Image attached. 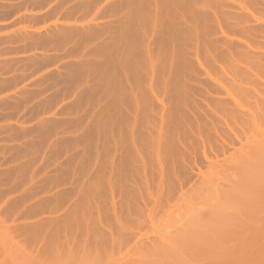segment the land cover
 <instances>
[{
	"label": "rangeland",
	"instance_id": "374dc122",
	"mask_svg": "<svg viewBox=\"0 0 264 264\" xmlns=\"http://www.w3.org/2000/svg\"><path fill=\"white\" fill-rule=\"evenodd\" d=\"M115 1L116 0H0V264H11V263L22 264L21 260L20 262H18L19 260L15 259V258L19 259L18 257L20 254H17L18 257H14L16 256L15 255L16 251L15 252L13 251L14 252L13 254L12 250L10 249V247H12V249L17 248L18 245L23 246V247L21 246L19 247L24 248L23 250H25L24 252H21V254H26V255L27 253L28 255L31 254V256H33V257L30 256L31 258H35L38 260L42 259L41 260L42 262L45 261L46 264H48L47 263L49 260L48 258H50V255L54 251V249L51 250V253L49 252L50 250H46L47 252H45L44 247L47 246L45 243L48 244L49 238L50 239L55 238V235L54 237L50 235H52V233L56 232L57 230L58 231L55 233L57 234L56 237H58V235L60 236L59 239L55 238L54 240L55 241L57 240L60 246H57V249H59V251L58 250L56 251V247H55V254L57 252L58 254H60V256L62 255L65 256V258L67 257L65 254H67V251L70 249L69 248L70 246L74 247V249L75 247L76 249L78 247V251L83 250L80 249L79 247L83 248L86 246L85 248H87V251L92 249V252L95 253V251L97 252V250L102 249L103 245H106L107 249L105 247L106 251H104L106 252V254L103 255L101 253L102 256L99 255L103 261L105 259H108L110 256H111L110 258L112 259L113 258L118 259L119 256L121 255L120 262L125 260L126 264H128L129 262L127 263V261L130 260H131L130 264H132V262L133 264L137 262L140 264L142 263L144 264V262L145 264H148L150 263V261L147 260L148 263L145 261L146 260L145 257L147 256L142 257L141 259H139V257H141L139 256L137 259V256H133L134 254L132 253V250L135 249L136 245L141 243V236L142 238H144L142 239L143 240L142 243H144L143 244L144 249L149 250V248H151L152 246L149 247L148 243L150 242L154 243V241L155 243L156 241L160 242L161 240L160 237L164 235V233L167 234V231L170 232L171 236H176L177 233L179 234L177 230L181 232L179 228L182 227L181 225H183V220L185 219L186 221L188 220L187 219L189 216L188 213L192 211L194 206L196 207V209L200 208L199 210H204L201 211L202 213H204L207 210L208 213L206 212V214L208 215L206 216H209L210 209L208 210V208L211 203L209 204L208 201L215 199V197L213 198V195L216 194L218 195L217 193L218 190L221 192L226 191L228 194L226 192H225L226 194L225 193L223 194V192L222 194L225 196L226 195L229 196V194H232L231 192H233L231 190V185L232 187L235 185L234 187L235 188L237 187L236 190L241 189L239 191H242V189H244V184H246L245 187L248 184H252L250 183L251 181H249L250 179L252 181H255L254 183L258 181L257 180L258 172L257 169L254 167H257L256 165L261 162H262L261 163L262 166L264 165V160L260 162V160H262L260 158V155L262 157L264 153L259 152V151L263 152L264 149L259 150L258 147L256 152H258V154L261 153L259 157H257L258 155L253 149L254 148L256 149L255 147L257 145L256 143L259 142L262 144V142H264V134H263L264 133V99H262L264 95L261 98L259 94L258 96L257 94L254 93L255 94L254 97L250 95V99H247L249 97L245 95L246 93L244 94L243 92L242 95L241 92L240 95L239 91L237 92L236 90L231 91L233 96L235 95L234 97H236V100L241 99L240 101L238 100V102L240 104L241 103L243 104L242 108L236 106L240 108L239 110L238 108L235 109L236 107L233 104L232 99H227L228 96L226 95L224 90L214 89L215 90L214 91L211 88L212 83L207 78L208 75L206 74L205 70L199 69L197 67V65L195 64L196 61L193 54L192 56L190 54H187L185 59L186 62L184 61L185 65L181 67L179 66V70L175 72V64H176L175 60L176 59L179 60L177 56L175 59L173 55L171 58L168 55H166L168 56V58L162 56L161 54L155 55L161 52H164L165 54V51H168L167 48L168 46L164 48V51H162L163 48L159 47L160 51L157 49L159 52L156 53L155 52L156 50H154L153 55L151 54L152 52L149 55V53L146 51L148 46L152 45V42H150L152 40L150 39L153 36L152 31L154 32L153 25H155V22L154 24L153 22H151L152 17H154L153 20L156 19L155 18L156 16H154L155 13L154 12L152 13L151 12L152 10L150 11V9L152 8L150 6L141 7L143 8L142 11L144 10L143 13H145L146 10V13L143 16L147 15V12L149 13L151 12V13L147 16V20L144 18L145 22L143 20V16L138 18V20L141 19L140 21L141 24L139 23L137 28L138 32L139 31L143 33L145 32V34L143 35L141 34L142 37H144V39H141V41L135 39L134 42L135 37L133 32L131 31H133V29L136 28L137 26H135L136 23L133 24L132 20L130 19L134 14V9H131L133 7L129 8L130 5L128 6L126 4L120 5L118 3L120 0L119 1L117 0L118 4L115 3ZM210 1L211 0H209V2ZM214 1L216 2V0ZM217 1L219 5L225 0L223 1L217 0ZM232 1H236V0H232ZM241 1L245 3L244 0H238L235 3L241 4L242 3ZM254 2H256L257 5L254 6L255 4L254 5L252 4L253 7L251 9L252 11L253 9H255L253 13L256 14V18L257 17L261 18V20L260 19L259 20L262 22V20H264V0H260V1L254 0ZM214 3H212L213 7L216 4ZM244 3L242 4L244 5ZM115 4L117 5L115 6ZM223 4L219 5L221 7L223 6V10L224 8L227 7L229 10L233 11L234 9L236 10L239 7L238 6L236 8L234 7L233 9H230L229 8L230 6L232 8L236 4L234 5L233 3H231L233 6L231 4H227L228 5L227 6L224 2ZM118 5L121 7H119ZM124 5H126L128 8L124 7ZM195 5L197 6L198 4ZM205 5L204 7L206 9L208 8L210 9L212 7L208 5H207L208 7H206ZM218 5L216 4V6ZM144 7L145 8L148 7V10L147 8L145 9ZM199 7H202L203 9V5H200ZM199 7L197 6L198 10L201 13L202 11L201 9H199ZM213 7L211 8V10L213 9ZM188 8H190L191 10L192 6ZM188 8L185 10L186 12L189 11ZM205 8L203 10H205ZM215 8L212 11H215V14H217L218 7ZM241 8L242 7H240V9ZM120 9L127 11V14L129 12L128 10L130 9H131L130 11L133 10L132 14L131 12H129L130 14H128L129 16L131 15L130 18H128L127 14L125 13L129 21L126 20L127 18L125 19L124 13L122 12L123 10L118 11ZM183 9H185V7H183ZM220 9L222 8H219V10ZM228 9H226L227 13H224V15L232 12V11L228 12L229 11ZM238 9L236 10V12L238 11ZM240 9L238 12L243 13L244 10H240ZM139 11L137 9L138 13L136 11L135 13L140 14L142 12ZM212 11L203 12V14H205L203 16L209 15V12L214 15V12ZM224 11L220 10V13L222 12L220 15H222ZM118 13L121 16L123 15L124 18L118 15ZM196 13L197 12H195L193 19L194 18L196 19L195 17ZM212 14H210L212 17L207 16L212 18V20L207 17L205 18L210 20L209 23L212 22L215 26H217L215 21L216 19H214L213 21ZM217 15L219 16V14ZM118 16L119 18L121 17V19H123L122 22L123 23L125 22L124 24L126 26L122 24V22H120L122 25L118 23V21H121V19L118 20ZM133 16H135V14ZM139 16L136 15V18L135 17L134 18L137 19V17ZM187 17L188 16L186 15L185 18L188 19ZM224 17L227 16L225 15ZM174 19L172 20L173 22L177 20L179 21L177 17H175ZM197 19L199 20L198 15H197ZM197 19L196 21H198ZM204 21L206 20H203V22ZM252 21L255 20L252 19ZM252 21L250 20L249 23ZM257 21L254 22V24L255 23L258 24ZM207 22L208 20L206 21V23ZM146 23L149 25H146ZM209 23L206 25L210 28ZM127 24L129 25L127 26ZM131 24L134 25V28L133 25ZM117 25H119L121 28L122 27L124 28L121 29ZM214 25L212 27H214ZM259 25L258 27L264 28V22L260 23ZM118 27L121 30L117 29ZM221 27L220 29L222 30L223 33H221L219 28L214 27V29L216 28L219 31L216 29L211 30V32L209 33L210 36L213 38L215 36L221 37L222 35V37L226 38V40H228L229 37L231 39H234L235 37L238 39L241 36L242 39L243 38L245 39V37H243L241 33L235 35V37H234L235 33L233 32H230L231 35L229 34V32H225L224 34V31L227 30V28H225V26L223 25H221ZM64 28L67 30H65ZM154 29H156V27H154ZM119 31L120 33H122V35L119 34L117 36V33H119ZM260 31L261 32L263 31L261 33L262 37H259L261 35L259 33ZM212 32H214V34H211ZM259 32H257L256 34H260L258 35L257 38L260 40V42L263 43L262 46L263 48L260 47L261 50L264 49V29L263 30L260 29ZM125 33L128 35H126ZM186 33L184 34L182 33V35L180 33V35L181 36L184 35V37L188 39L191 32L190 33L186 32ZM62 34L65 35L63 36ZM145 35L149 37H146ZM232 35L234 38L231 37ZM225 36H228V38ZM120 38L122 39L121 41ZM131 39L133 41H131ZM115 40L117 41L119 40V41L115 42ZM123 40H125V42H123ZM145 40L146 42H144ZM255 40L257 39L255 38ZM259 40L256 42L257 46L262 45V43L258 45ZM130 41L131 44L134 43L133 45L134 47L130 45ZM136 41L140 46L137 45ZM117 43H119L118 47H117ZM163 44H161L160 46L165 47L166 43ZM224 46L225 45H223V47ZM128 47H130V49ZM143 48H145L146 50ZM124 49L126 50L124 51ZM134 49L136 50V52L134 51ZM141 50L142 51L145 50L144 52L146 53L143 52V54H141L142 53ZM224 50H226V47H224ZM137 51L138 52L141 51V52L137 53ZM122 52L124 53V55ZM135 53L137 54V56ZM169 54L171 53L169 52ZM188 55H190L192 59L187 58ZM153 63L154 64L156 63V65L153 66L154 68H152L151 66ZM214 69L215 70L211 68L208 71L213 76L216 77L219 76L220 69H218V66L216 65ZM176 84L177 86H175ZM179 84L184 85V88L182 85L180 88L183 89V91L185 90V87L186 88L188 87L187 94L192 93L194 95V100L197 104V107H192L193 102L189 100V98L191 99L192 96L191 94L190 97L188 96L189 94L187 95L188 99L185 98L186 96L179 95L178 92L179 89L177 90ZM204 88L211 91L209 92L211 95H215L217 97L220 96L224 100H227L226 103L228 105L225 104L227 108H231L233 106L235 107L234 108L235 110L241 111L240 113L236 112L238 115H236V117L234 116L233 117L234 119L230 117L229 118L226 117V122L228 121L230 126L234 125L233 128L235 126L237 127L235 128V130L238 131L239 133L238 135H240L242 143L248 140V139L245 140V138L247 137L248 138L251 137L250 139L253 138L256 141V143H254L253 146L251 145L253 143L251 142H250L251 144L249 143L252 146L251 149H250L251 147L250 145L249 147L248 145H244V144L242 148L241 142L239 143L238 140L234 139L235 142L233 143L232 146H229L224 153L221 152L218 153L217 161L219 162V165L223 167L221 168L222 169L221 170L219 169L220 166L218 165L219 167L218 166L217 167L219 170H221V172L216 169L218 173L215 172L213 173V175L211 173L214 172L212 171V169L214 168L210 169V167L207 166L208 162L205 160V158L202 155V146L201 145L196 146L195 150L194 148L193 149L191 148L192 154L191 153H190L191 155L187 154V156L191 157L193 156V154L196 156L198 155L197 165L200 168V170L203 171L202 172L203 174L202 173L198 174V168L196 166H193V174L191 180L184 182L185 184L183 183L184 185L180 186L181 188L177 186V188L173 192V195H171L172 197H170V199L168 197L167 202L166 199L162 198V203L156 209L152 217V220L150 221L147 218L146 209L153 206L152 203L153 201H151V199L147 196L146 191L142 187L138 186L139 189L141 188V192L143 191L142 192L143 198L147 202L144 205L142 203V200L141 201L137 200L140 207L143 206L145 207V208L143 207L145 211L143 213H138L136 210L134 211L133 205H135L134 202L135 197L134 195L131 196L129 194V191L132 190L131 188L137 187V185H139L138 183H140V179H139L140 177L135 176L132 169L133 167L137 168L138 166H140L141 163H138V161L141 162V160H138L140 158H137L136 161L130 160L131 159L130 151H132V144H131L132 140H135V142H137L139 141L140 137L143 136L146 137V139L147 138L149 139L148 136H150V133L148 132L152 130L151 134H153L155 128H153L152 125L160 120L159 117L162 115L163 110L172 108L176 104L180 106L179 111H176V109L174 108L173 111H171L172 114V116L170 115L171 118L175 116L176 117L178 116L179 118L180 117L183 118L184 116H186L185 114L187 115L189 114V116H191V118L194 120L193 117L195 114L197 113L202 115L206 114L205 120L207 122V125L210 126L209 124L212 120L216 128L219 130L221 138L228 141L229 139H227L228 138L227 135L228 133H230L229 129L226 126V123H224L223 119L216 117L212 113L210 114L209 109L207 107V104H211L210 96H208V93L204 91ZM258 88L259 91L262 90V92H264V83L261 84L260 87L258 86L257 89ZM260 94L262 95V93ZM201 108L203 109L201 110ZM254 119L256 123L251 124L250 121H253L252 123H254ZM256 120L259 121V123H257ZM150 125L152 127H150ZM254 127H257V129H255ZM211 134H213V131L211 132ZM193 137L194 136H190V139ZM215 137L213 136V140L212 138L210 139L211 141L209 140L210 144L212 143L211 145L213 147H216L217 143L222 142L220 138L215 139ZM195 138L197 137L195 136ZM184 141L188 142L189 140L185 138ZM148 142L145 144L146 146L143 145L140 146L141 148L140 147L139 148L141 150L140 153L141 152L143 153L141 154L144 155L145 157L144 159L148 164V168H149L150 162L152 161V158L150 160L149 157L152 155L151 154L152 151L154 152L155 146L150 145V143ZM246 144H248V142H246ZM205 146H206V151L208 153L207 154L208 157L210 159L215 160L216 158L214 154L211 153V151H209L208 145ZM240 147L246 153L247 151L249 152L250 155L248 153L247 154L251 157L250 159L251 161L248 162L249 160L248 158L247 161H244L246 160L245 159L246 157L243 156L245 152L244 154L242 153L243 155L241 156L240 153L242 151L240 150L239 152ZM261 147L262 145L260 146V148ZM165 152L167 151L165 150ZM250 152L251 153L255 152V153L251 155ZM147 154L149 155V157L147 156ZM252 156H255V158H253ZM242 157L244 158V160ZM256 157L257 159L260 158L259 161L256 159ZM240 158H242L241 160H243L251 167H253L252 165L254 163L257 164H254V167L250 168L251 171H248L249 168L248 170L245 169V166H247V164L243 165L242 163L243 161L242 162L238 161ZM252 158L256 159L259 163L254 162L255 160H253ZM108 161L109 163H107ZM131 161L133 163H131ZM188 161L189 160L187 159L186 162ZM179 162L182 163L180 164ZM252 162L254 163L250 164ZM183 163L184 160L183 161L182 159L177 160L176 166H182L184 165ZM238 164L243 165L245 171L247 170L248 175L250 176L251 174V176L249 177L247 175L248 176L247 178L246 177L243 178L245 172L243 170L244 173L241 174L243 167L240 165L242 167L240 168ZM262 166L261 165L260 167L258 166L259 167V168L257 167L258 170L262 168ZM237 167H239L240 170H237L238 169ZM150 171H151L150 169L147 170L148 175ZM237 171H240L241 173ZM238 173L240 174L239 177H241L242 179L238 177ZM252 175H254V177ZM133 176H135V178ZM228 176L229 178H227ZM252 177L255 180H253ZM245 179L246 181L244 182ZM247 180L249 181V183ZM234 181H236L235 184L232 183ZM240 184H242L243 186H241ZM238 185H240L241 187L240 186L238 187ZM111 186L113 189L115 188L114 191L112 190V193L110 192V190L112 189ZM150 187L152 189L151 191L153 190L155 191L156 187L154 183L153 184L151 183ZM236 190H234L235 193L233 192L235 195L237 193L236 196H239L238 194L240 195L243 194L242 192L239 191L237 192ZM228 191H230V193ZM211 194H213L212 197ZM222 194L219 195L222 196ZM221 196H219L218 199L221 200L223 203L225 202L224 200L225 197L222 196L221 199L220 198ZM239 197H243V196H239ZM110 198H114L115 203L117 205H122L123 207L121 206V208L123 209L126 205H128L130 210L129 214L130 217H132L131 219H133L134 221L135 220L141 221V224L139 225L140 227L138 229H135V227H133L135 229L134 234H131L132 233L131 229H130L131 231H129V229L125 230L126 228H128V226L129 228H131V224H130L131 221L129 222V220H127L130 217L129 215H126L128 212L125 210L127 206L124 209L126 212L122 209V211L125 212V213L122 212L123 213L122 215L128 216L127 219L124 218L120 219L121 222L123 221L122 222L123 224L127 223L128 225V226L126 225L127 226L126 227L122 224L124 227H126L123 230L124 234L122 233V230L120 231L121 233L118 232L119 230H116L118 229L119 226L114 225L116 224V221H114V219L112 218L107 219V217L109 216L108 215L109 213L107 212H110L112 207L110 206L111 205V202L109 200ZM225 199L227 200V197ZM214 202L215 201L213 200V204ZM191 204L193 205V208L190 210L188 208L192 207ZM185 209H187L186 211L189 210L190 211L184 212ZM262 211L260 215L256 216L257 219L254 218L252 220L249 219L247 221L240 222L241 224L243 222L242 228H240L241 224H239L240 229L239 228L237 229L239 230L244 229L241 231H245V232L244 233L240 232L241 233L240 234L239 230L238 231L235 230V234H234L235 236L232 235L234 239L232 240V238H229L228 241L224 243L223 248H225L228 244V249H227L228 251L226 252L225 249V253L227 254L229 252V254L226 255L223 252L222 255L220 256L218 255L219 260L221 259L220 263L224 262L222 261L224 259L223 256L226 255L224 259L226 261L225 262L226 264H231V263L235 264L236 262H237L236 264L239 263L264 264L263 263L264 257H262L264 256V241H263L264 211L263 212ZM193 212L190 213V216L193 214ZM197 212L199 213V211ZM105 213H107L108 215L106 217L107 220L105 219L106 216ZM186 214H187V218L184 217ZM194 214L196 215L195 212ZM175 217L178 219L180 217L182 220L180 219L181 223H177L179 221L178 220L174 226V223H170V222H175L174 220L176 219ZM111 219L113 222L111 221ZM204 219L205 218H203L202 220L204 221ZM253 221L256 224L259 222L260 225L257 227L258 224L256 225ZM121 222L119 224H121ZM248 222L250 223L253 222V224L255 225L253 226V224H249L250 226L248 225V228L252 226L251 228H258V229H255L254 231V229L251 230L249 228L251 231L249 230L250 232H248L247 229ZM94 223H97V226ZM151 223L154 225L155 229L151 227L152 226ZM186 224L188 225V223ZM186 224L184 221L185 228H187ZM245 224L246 226H244ZM5 225L8 227H6ZM167 225H170L171 227L170 226L168 227ZM184 226L182 227L183 229ZM166 228L167 231L165 230ZM245 228L247 229V232ZM85 230H88L89 232L87 231L88 233L87 232L85 233L84 232ZM176 231L177 233H175ZM252 231L254 234L252 233V237H251V234L249 233H251ZM236 232L238 233V235L240 234V236H242V234L248 233L251 238L247 235H245V237L250 238L249 240H251V242L248 241L250 246L247 240L245 241L246 243L239 242L241 237L239 236L240 237L239 238L238 235H236L237 234ZM165 236L166 235H164V237ZM3 238L7 241H4ZM116 238L119 239L122 238L124 240L121 239L122 241H120L119 239ZM111 239L112 240L116 239L118 242L116 240L112 241ZM235 239L236 240L238 239V241H236ZM241 239L244 241L245 238L242 237ZM52 240H50V242ZM106 240H108L109 242ZM104 241L108 242L107 243L108 245L106 243L104 244ZM111 241L112 242L116 241V244L119 247L116 245H115L116 247H114ZM11 242H13L14 248ZM14 242L18 244L17 247H15ZM201 242L204 241H200L199 242L200 245L198 246L199 248L195 246L196 248L194 247L195 248L194 250L199 249L200 251V249L204 247L203 245H206L204 248L207 247L208 244H206L205 242L202 245L203 247H201ZM9 243H11L10 247L8 245ZM119 243H121L122 245ZM63 244H66L65 246L67 248L66 249L63 248L64 250H66V253L64 250L60 249L62 248L61 246H63ZM229 245L230 246L233 245L232 248L234 247V249L241 248V250H243L244 253L243 252H242L243 254L239 253L240 254L239 257L235 256L234 254H231L232 252L236 253V251H240V250L235 249L234 252L233 249L230 252L231 247ZM234 245L235 246L237 245V247H235ZM139 247L141 249V246ZM94 248H96L97 250L95 249V251H93ZM204 248L201 249V251L206 252L207 248L205 251ZM144 249H141V251L143 250L144 252H147ZM189 249L190 248L188 246L187 250L185 251L187 253L191 251L188 254L189 256H191L193 249L192 250ZM84 250L79 252L85 253L86 250L85 251ZM137 250L138 248L135 250L136 253L133 250L135 255H137L139 252ZM78 251L77 253L76 252L75 253L79 254ZM69 252H71V250L68 251V254H70ZM88 252H90L91 257H93L92 252L91 251ZM75 253L72 255H76ZM153 253L154 254L151 255L155 258H151V260L153 259L152 262L155 259L158 260V257L154 255L160 256L156 252ZM151 255L150 257H152ZM56 257L54 256V258ZM86 257H88V255ZM150 257L149 258L147 257V259H150ZM197 257H202L203 261L202 259L199 260V258L196 259V257L195 259H191L189 261L193 262L195 260L193 263L197 262V264H205V263L208 264V262L212 260L211 256L209 257V255H205V254L203 256L199 255ZM65 258L63 257L62 260ZM67 258H69V255ZM209 258H211V260ZM11 259H13V262H11ZM22 259L24 260L28 259V256L27 257L25 256ZM35 259L32 260L35 261ZM78 259H80V255L78 256ZM112 259H109V261ZM205 259L208 261L205 262L204 261ZM215 259H217V257ZM24 260H22L23 264H27L28 260H30L29 261L30 263L28 262V264H32L34 262L31 259H28L25 263ZM38 260L34 263L41 264L42 262L40 261L41 263H38L39 262ZM60 260L61 259L59 258L56 261L52 260L49 262L50 264L51 262L53 264H57L56 262ZM68 260L69 259L66 260L67 262L66 264H72L71 261L68 262ZM81 261L79 260V262L77 263L79 264ZM91 261H93V263L91 264H94L93 258ZM97 261L98 260L96 259L95 264ZM158 262L160 264L163 263L160 260H158ZM158 262H156L155 264H158ZM216 262L217 264H219L218 259L217 261L215 260V263ZM106 263L108 262H105V264ZM58 264L61 263L59 262ZM63 264L65 263L63 262Z\"/></svg>",
	"mask_w": 264,
	"mask_h": 264
},
{
	"label": "bare ground",
	"instance_id": "6f19581e",
	"mask_svg": "<svg viewBox=\"0 0 264 264\" xmlns=\"http://www.w3.org/2000/svg\"><path fill=\"white\" fill-rule=\"evenodd\" d=\"M119 1V0H118ZM117 0L115 1V3H117L118 2ZM206 0H120L118 3L121 5V4H126L127 6L128 5H130L129 6V8L130 7H133V8H131V9H134V14H135V16H133L132 15V17H133V19H132V17L130 18V16L128 15V14H130L129 12H131V14H132V12H133V10L132 11H130V10H128L129 12H128V14H127V11H125V10H118V11H122L123 13H124V17H125V19L127 18V16H128V18H130L131 20H132V23L134 24V23H136V25L135 26H137L136 28H134V25L133 24H131V25H133V28L135 29H133V31H131V32H133V34H134V42H135V39L136 40H138V41H141V39H144V37H142V35L143 34H145V32L143 33V32H140V34H139V32H138V25H139V23H140V21H141V19L140 20H138V18H140V17H142L145 13H146V10H145V13H143V11H142V9L143 8H141V7H143V6H150L152 9H150V11L153 13H155V15L154 16H156L155 18V20H153L154 19V17H152V21L151 22H153V24H154V22H155V25H153L154 27H156V29H154V27H153V30H154V32L152 31V34H153V36H152V38L150 39V40H152V41H150V42H152V45L151 46H148V48H147V50L145 49V48H143V49H145L148 53H149V55H150V53L153 55V53H154V50H156L155 52L156 53H158L160 50H159V47H161V48H163L162 49V51H164V48H166L167 46V48H168V51L171 53V54H169V52L168 51H165V54H164V52H161V53H158V54H155V55H159V54H161L162 56H164V57H167L168 58V56L171 58L172 57V55L174 56V58L176 59V56L178 57V59L179 60H175V62H176V64H175V72H177L178 70H179V66L181 67V66H183V65H185L184 63L186 62L185 61V59H186V55L187 54H190L191 56H192V54L194 55V58H195V61H196V65H197V67L199 68V69H202V70H205V72H206V74L208 75H206L207 76V78L209 79V81L212 83V86H211V88L214 90H219V89H222V90H224L225 91V93H226V95L228 96V98L227 99H232V101H233V104L235 105V107L236 106H238V107H243L242 105V103L240 104L239 102H238V100H236V97H234L233 96V94L231 93V91H235L236 90V92L237 91H239V94L241 93L242 95H243V92H244V94L247 96V97H249V98H247L246 96V98L247 99H250V95L252 96V97H254L255 96V94H259L260 95V97L262 98V96L264 95V92H262V90H260L259 91V88L257 89V87L259 86H261V84H263L264 83V53H263V51H264V49H261L260 50V47L261 48H263L262 46H263V43L262 42H260V40L257 38L258 37V35H260L262 32L260 31L259 32V30L260 29H264L263 27H258V25L260 24V23H262V22H264V20H262V22L260 21L261 20V18H259V17H257L256 18V14H254L253 13V11L255 10V9H253V11H252V4L254 5V6H256L257 4H256V2H254V0H244L245 1V3L243 2V1H241L242 3H244V5L241 3H235L236 1H238V0H236V1H230V0H225V1H223L225 4L227 3V2H229V3H227V4H231V3H233L234 5L236 4H238L237 6L235 5V6H233L232 4V8H231V6L229 7L230 9H233L234 7L236 8V7H238L239 9H240V7H242L240 10H244V12L243 13H240V12H238L239 11V9H238V11L236 12V10L234 11H232V10H229L227 7L226 8H224V10L226 11H224L223 10V6L221 7V6H219V5H221V4H223V2L222 3H220L219 5H218V1L216 0V2L214 1V0H211L210 2H211V4H210V2H209V0H207L206 2L207 3H209V4H207L206 2H205ZM213 1V2H212ZM227 1V2H226ZM256 1V0H255ZM260 1V0H259ZM218 5V6H216V4ZM231 2V3H230ZM263 2V1H262ZM117 3V4H118ZM205 3H206V5H205ZM212 3H214L215 5H214V7L212 6ZM259 3H261V2H259ZM259 3H258V5H259ZM117 4H115V6L117 5ZM195 4H198L197 6L199 7L200 5H203V9L205 8L204 7V5L206 6V7H208V6H212L213 7V9L215 8V7H218V12H217V10H216V12H217V14H219V16L217 15V14H215V11H212L211 10V8L209 9H206L205 8V10H203L202 9V7H199V9H201V13H200V11L198 10V8H197V6L195 5ZM226 4V5H227ZM247 4V5H246ZM110 5V4H109ZM126 5H124V7H127ZM195 5V6H194ZM208 5V6H207ZM224 5V4H223ZM119 6V5H118ZM190 6H192V8H191V10H190V8H188V7H190ZM225 6V5H224ZM228 6V5H227ZM83 7V6H82ZM119 7H121V6H119ZM183 7H185V9H183ZM194 7V8H193ZM66 8H68V7H66ZM116 8V7H115ZM128 8V7H127ZM139 8H140V11H139ZM145 8V7H144ZM147 8V10H148V7H146ZM145 8V9H146ZM182 8V9H181ZM188 8V12H186L185 10ZM219 8H222V9H220L221 11H224L223 12V14L222 15H220L221 13H220V10H219ZM255 8V7H254ZM125 9V8H124ZM136 9V10H135ZM137 9H138V11L139 12H141V13H143V14H137L138 12H137ZM192 9H194V10H192ZM197 9V10H196ZM215 9H217V8H215ZM226 9H228L229 11L228 12H230V11H232L231 13H229V14H225L227 17H224L225 15H224V13H227V10ZM106 10V9H105ZM206 10H208V11H212V12H214V15L212 14V13H210L209 12V15H207V16H210V17H212L210 14H212L213 15V21H214V19H216L215 21H216V25L217 26H215L212 22L211 23H209L210 22V20L209 19H211L212 20V18H210V17H207V16H203V15H205V14H203V12H208V11H206ZM114 11V10H113ZM125 11V12H124ZM135 11L137 12V13H135ZM71 12V11H70ZM105 12V11H104ZM150 12V13H151ZM178 12H181V13H178ZM195 12H197L196 13V19H197V15H198V17H199V20H200V18H201V20H202V18H203V20H208V22L206 23V21H204L203 22V20L201 21H199L198 19V21H196V19L194 18L193 19V17H194V15H195ZM236 12V13H235ZM86 13V12H85ZM116 13V12H115ZM120 13V12H119ZM118 13V15H120ZM125 13L127 14V16L125 15ZM149 12H147V15H145V16H143V20H144V22H145V19L147 20V16L150 14ZM190 14V15H188V14ZM194 13V14H193ZM198 13H200V14H198ZM237 13H239V14H237ZM117 14V13H116ZM179 14V15H178ZM188 16L187 18L188 19H186L185 18V16L186 15ZM208 14V13H207ZM60 15V14H59ZM136 15H141V16H139V17H137V19H135L136 18ZM255 15V16H254ZM121 16V15H120ZM151 16H153V15H151ZM177 17L178 19H179V21L177 22V21H175V22H173L172 20L175 18V17ZM201 16V17H200ZM203 16V17H202ZM222 16H223V18H222ZM77 17V16H76ZM121 17H123V15L121 16ZM121 17L119 18V16H118V20H120L121 19ZM123 17V18H124ZM135 17V18H134ZM181 19H180V18ZM191 17V18H190ZM205 17H207V18H209V19H206ZM215 17V18H214ZM128 18L126 19V20H128ZM145 18V19H144ZM173 18V19H172ZM125 19H124V21H125ZM135 19V20H134ZM252 19H254L255 21H252ZM260 19V20H259ZM133 20H134V22H133ZM142 20V21H143ZM174 20H176V19H174ZM191 20V21H190ZM195 20V21H194ZM252 21L253 22V24H254V22H256L257 20H259L260 21V23H259V21H257L258 22V24H254V25H256V26H254L253 24H252V22H250L249 23V21ZM123 21V19H121V21H118V23H120V22H122ZM129 21V20H128ZM172 21V22H171ZM148 22H149V20H148ZM189 22V23H188ZM125 23V22H124ZM123 22H122V24H124ZM126 23H128V22H126ZM209 23V26H210V28L206 25V24H208ZM116 24V23H115ZM121 23H120V25H122ZM141 24V23H140ZM214 25V27H217V28H219L220 29V27H221V25H223V26H225V28H227V30H225L224 31V34H225V32H229V34H230V32H233V33H235L234 34V37H235V35H237V34H239V33H241L242 34V36L243 37H245V39L243 38L242 39V37L240 36L238 39L235 37H233V35L231 36L232 38H234V39H231L230 37L228 38V36H225V37H227L228 38V40H226V38H224V37H222V35H221V37L219 36V37H211L210 36V32H211V30H215L214 29V27H212L213 25ZM252 24V25H251ZM125 25V24H124ZM123 25V26H124ZM129 24H127V26H128ZM146 25H149V24H147L146 23ZM151 25V24H150ZM181 25V26H180ZM263 25V24H262ZM113 26H114V24H113ZM117 26H119V25H117ZM126 26V25H125ZM144 26V25H143ZM260 26V25H259ZM79 27V26H78ZM103 27V26H102ZM120 27V26H119ZM119 27L117 28V29H119ZM140 27H142V26H140ZM145 27V26H144ZM66 28V27H65ZM64 28V29H65ZM121 28V27H120ZM122 28H124V27H122ZM121 28V29H122ZM146 28H147V26H146ZM222 28V27H221ZM224 28V29H225ZM260 28V29H259ZM121 29H119V30H121ZM126 29V28H125ZM140 29H142V28H140ZM152 29V28H151ZM223 29V30H224ZM65 30H67V29H65ZM98 30V29H97ZM100 30V29H99ZM114 30V29H113ZM116 30V29H115ZM124 30V29H123ZM122 30V31H123ZM132 30V29H131ZM147 30V29H146ZM145 30V31H146ZM149 30V29H148ZM216 30H218V29H216ZM63 31V30H62ZM84 31V30H83ZM82 31V32H83ZM88 31V30H87ZM125 31V30H124ZM142 31V30H141ZM219 31V30H218ZM220 31H221V33H223L222 32V30L220 29ZM117 32V31H116ZM130 32V31H129ZM186 32H191V34H190V36L188 37V39L186 38V37H184V35L183 36H181L182 35V33L184 34V33H186ZM215 32H217V31H215ZM257 32H259L260 34H256ZM66 33V32H65ZM128 33V32H127ZM180 33H181V35H180ZM69 34V33H68ZM89 34V33H88ZM122 35V33H120V31H119V33H117V36L118 35ZM126 34V33H125ZM125 34H124V36H125ZM142 34V35H141ZM148 34V33H147ZM151 34V33H150ZM187 34V33H186ZM185 34V35H186ZM211 34H214V32H212ZM216 34V33H215ZM63 35V34H62ZM65 35V34H64ZM63 35V36H64ZM126 35H128V34H126ZM131 35V34H130ZM188 35V34H187ZM231 35V34H230ZM257 35V36H256ZM62 36V37H63ZM70 36V35H69ZM72 36H74V35H72ZM116 36V35H115ZM133 36V35H132ZM146 36V35H145ZM239 36V35H238ZM256 36V37H255ZM120 37V36H119ZM119 37H117V38H119ZM123 37V36H122ZM121 37V38H122ZM146 37H149V36H146ZM259 37H262V34L259 36ZM46 38V37H45ZM66 38V37H65ZM67 38H69V37H67ZM75 38V37H74ZM120 38V41L122 40ZM127 38V37H126ZM222 38H224V39H222ZM242 40H241V39ZM255 38L257 39V40H255ZM124 39H125V37H124ZM237 39V40H236ZM62 40V39H61ZM73 40V39H72ZM186 40H189V41H186ZM240 40V41H239ZM259 40V43H258V45L259 44H261L262 43V45L261 46H257V44H256V42ZM76 41V40H75ZM117 40H115V42H116ZM119 41V40H118ZM117 41V42H118ZM127 41V40H126ZM131 41H133L132 39H131ZM131 41H130V45L131 46H133L134 45V43L133 44H131ZM148 41V40H147ZM235 41H237V42H235ZM73 42V41H72ZM123 42H125V40H123ZM128 42V41H127ZM137 42V41H136ZM144 42H146V40L144 41ZM143 42V43H144ZM102 43V42H101ZM121 43V42H120ZM163 43H166L165 45V47H162V46H160L161 44H163ZM221 43H222V46H221ZM225 43V44H224ZM118 44L119 43H117V47H118ZM137 45H138V42H137ZM142 45V44H141ZM164 45V44H163ZM223 45H225L224 47H226V50H224V47H223ZM76 46V45H75ZM125 46V45H124ZM138 46H140V45H138ZM138 46H136V47H138ZM146 46V47H147ZM134 47V46H133ZM132 47V48H133ZM81 48V47H80ZM123 48H125V47H123ZM129 49H130V47H128ZM118 49V48H117ZM126 49H127V47H126ZM126 49H124V51L126 50ZM140 49V48H139ZM159 51H158V50ZM221 49H222V51H221ZM58 50V49H57ZM119 50V49H118ZM145 50H141L142 51V53L141 54H143V52L145 51ZM167 50V49H166ZM263 50V51H262ZM123 51V52H124ZM133 51V50H132ZM134 51L136 52V50L134 49ZM141 51H137V53H140ZM122 52V53H123ZM130 52V51H129ZM167 52H168V54H167ZM71 53V52H70ZM77 53V52H76ZM144 53H146V52H144ZM164 55H163V54ZM136 54V53H135ZM140 54V55H141ZM123 55H124V53H123ZM166 55H168V56H166ZM190 55H188L187 56V58H191L192 59V57L190 56ZM136 56H137V54H136ZM139 56V55H138ZM120 57V56H119ZM133 57H134V55H133ZM153 57V56H152ZM163 57V58H164ZM87 58V57H86ZM89 58V57H88ZM155 58V57H154ZM157 58V57H156ZM161 58V57H160ZM174 58H172V59H174ZM158 59H159V57H158ZM158 59H156V60H158ZM87 60V59H86ZM91 60V59H90ZM188 60V59H187ZM106 61V60H105ZM136 61V60H135ZM185 61V62H184ZM194 61V62H195ZM92 62V61H91ZM83 63V62H82ZM137 63V62H136ZM80 64V63H79ZM106 65V64H105ZM154 65H156V63L154 64H152L151 66H152V68H154L153 66ZM158 65V64H157ZM218 66V69H220V71L219 70H217V71H219V76H213V75H211V73L208 71V70H210L211 68H213V70H215L214 68H215V66ZM164 66V65H163ZM162 68V67H161ZM217 68V67H216ZM69 70V69H68ZM155 70V69H154ZM124 71V70H123ZM187 71V70H186ZM198 71V70H197ZM215 72V71H214ZM174 73V72H173ZM218 74V73H217ZM99 75V74H98ZM103 75V74H102ZM109 75V74H108ZM181 77V76H180ZM100 79V78H99ZM107 79V78H106ZM161 79H163V78H161ZM67 81V80H66ZM110 81V80H109ZM208 81V80H207ZM101 82V81H100ZM199 82V81H198ZM151 84V83H150ZM186 84V83H185ZM180 85V84H179ZM178 85V88H177V90H178V92H179V95L180 96H186L185 98L186 99H188L187 98V95L190 97L191 95V99L189 98V100L191 101V102H193V106L192 107H197V104H196V102H195V100H194V95L192 94V93H188L187 94V88L185 87V90L183 91V89H180L181 88V85L183 86V88H184V85L183 84H181L180 86ZM203 85V84H202ZM164 86H166V85H164ZM175 86H177V84L175 85ZM208 86V85H207ZM165 88V87H164ZM168 88V87H167ZM170 88V87H169ZM210 88V89H211ZM243 88V89H242ZM110 89V88H109ZM190 89V88H189ZM105 90V89H104ZM214 90V91H215ZM241 90V91H240ZM243 90V91H242ZM204 91L206 92V93H208V96H210V101H211V104H207V107H208V109H209V112H210V114L212 113V114H214L216 117H219V118H221V119H223V121H224V123H226V126L228 127V129H229V132L230 133H228V135H227V139H229L228 141L227 140H225V139H222L221 138V135H220V132H219V130L216 128V126H215V124L213 123V121L211 120V122H210V126H208L207 125V122H206V120H205V115H202V114H199V113H197V114H195L194 115V120L191 118V116H189V114L187 115V114H185L186 116H184L183 118H179L178 116L176 117H173V118H171V116H172V114H171V111H173V109L175 108L176 109V111H179V105H176L175 104V106L174 107H172V108H169V109H165V110H163V113H162V115L159 117L160 118V120L158 121V122H155L152 126H153V128H155L154 130L156 131H153V134H151V132H152V130L151 131H149L148 133H150V136H148L149 137V139L147 138L146 139V137H140V139H139V141H137V142H135V140H132V151H130V160H133V161H136V159L137 158H140V159H138V160H141V162L140 161H138V163H141L140 164V166H138L137 168L136 167H133V173H134V175L135 176H139L140 178V183H138L139 185H137V187H132L131 189L132 190H130V188H129V190L131 191H129V194L132 196V195H134V197H135V205H133L134 207H133V209H134V211L136 210L138 213H143V212H145L144 211V209H143V207H140L139 206V203H138V201L137 200H139V201H141L142 200V203L145 205L147 202H146V200L143 198V195H142V192H141V188L139 189V187H142L145 191H146V194H147V196L151 199V201H153L152 203H153V206H151L150 208H148V209H146L147 210V212H146V215H147V218L151 221L152 220V217H153V215H154V212L156 211V209L160 206V204L162 203V198H164V199H166V202H167V199H168V197H169V199H170V197H172L171 195H173V192L175 191V189L177 188V186H182V185H184L185 183L184 182H186V181H188V180H191V178H192V174H193V166H196L197 168H198V174H201L203 171H201L200 170V168L198 167V165H197V159H198V155L196 156V155H194L193 154V156H191V157H188L187 156V154H190L192 151H191V148L193 149L194 148V150L196 149L195 147L196 146H199V145H201L202 146V155H203V157L205 158V160L208 162V167H210V169H212V168H214V169H212V171H214V172H212L211 174L213 175V173H215V172H217L218 173V171H216V169L217 170H219V169H221L223 166H221V165H219V162L217 161L218 159H217V156H218V153L219 152H221V153H224L225 152V150L229 147V146H232L233 145V143L235 142L234 141V139H236V140H238L239 141V143L241 142V138H240V135H238L239 133H238V131H236L235 130V128H237L236 126L233 128V126L234 125H232V126H230V124H229V122L227 123L226 122V117L227 118H233L234 116L236 117V115H238L237 113L239 112H241V111H238L240 108H238V107H231V108H227L226 107V105L225 104H227L226 102H227V100H224L223 98H221L220 96L219 97H217V96H215V95H211L209 92H211V91H209L208 89H205L204 88ZM204 91H203V93H204ZM128 92V91H127ZM189 92V91H188ZM152 93V92H151ZM163 93V92H162ZM216 93V92H215ZM255 93V94H254ZM260 93H262V95L260 94ZM114 94V93H113ZM127 94V93H126ZM191 94V95H190ZM240 94V95H241ZM249 94V95H248ZM162 95V94H161ZM204 95V94H203ZM258 95V96H259ZM112 97V96H111ZM162 97V96H161ZM166 97V96H165ZM244 97V98H245ZM207 98H209V97H207ZM226 99V98H225ZM262 99H264V96H263V98ZM112 100V99H111ZM131 100V99H130ZM172 100V99H171ZM185 100V99H184ZM197 100V99H196ZM241 100V99H240ZM239 100V101H240ZM160 101H162V100H160ZM186 101V100H185ZM209 101V102H210ZM230 101V100H229ZM246 101V100H245ZM205 104V103H204ZM185 105V104H184ZM183 105V106H184ZM190 105V104H189ZM228 105V104H227ZM126 106V105H125ZM160 106V105H159ZM170 106V105H169ZM168 106V107H169ZM185 107V106H184ZM230 107V106H229ZM261 107V106H260ZM164 108V107H163ZM187 108V107H186ZM200 108V107H199ZM237 109L238 108V110H235V109ZM246 108V107H245ZM203 108H201V110H202ZM262 109V108H261ZM185 110V109H184ZM243 110V109H242ZM128 111V110H127ZM153 111V110H152ZM245 111V110H244ZM243 111V112H244ZM188 112V111H187ZM186 112V113H187ZM204 112V111H203ZM237 112V113H236ZM150 113V112H149ZM154 113V112H153ZM193 113V112H192ZM202 113V112H201ZM207 113V112H206ZM246 113V112H245ZM121 114V113H120ZM160 114H161V111H160ZM148 115V114H147ZM150 115V114H149ZM171 115V116H170ZM145 116V115H144ZM158 116V115H157ZM213 116V115H212ZM154 118V117H153ZM143 119V118H142ZM180 119V120H179ZM184 119V120H183ZM234 119V118H233ZM156 120V119H155ZM125 121V120H124ZM244 121V120H243ZM257 121V120H256ZM154 122V121H153ZM251 122V124H255L256 122H255V119H254V123H252L253 121H250ZM143 123V122H142ZM234 123V122H233ZM241 123V122H240ZM257 123H259V121H257ZM151 125H150V127H152ZM220 126V125H219ZM100 127V126H99ZM140 128V127H139ZM255 129H257V127H254ZM259 129V128H258ZM213 131V134H211V132ZM227 131V130H226ZM255 131V130H254ZM261 131V130H260ZM106 132V131H105ZM222 132V131H221ZM244 132V131H243ZM224 133V132H223ZM227 133V132H226ZM174 134H176V135H174ZM195 134V135H194ZM230 134V135H229ZM244 134V133H243ZM255 134H256V132H255ZM254 134V135H255ZM264 134V133H263ZM18 135V134H17ZM144 135V134H143ZM250 135V134H249ZM259 135V134H258ZM141 136V135H140ZM145 136H147V135H145ZM190 136H194L193 138H191L190 139ZM195 136L197 137V138H195ZM213 136L215 137V139H217V138H220L221 139V143H217V145H216V147H213L211 144H210V142H209V140L212 138V140H213ZM253 136V135H252ZM113 137V136H112ZM244 137V136H243ZM247 137V136H246ZM250 137V136H249ZM254 137H256V136H254ZM139 138V137H138ZM185 138H187L189 141L187 142H185L184 141V139ZM251 138V137H250ZM250 138H245V140L246 139H248L247 141H244V143H242L241 142V147L243 146V144L244 145H250L251 143H253V144H251L252 146L254 145V143H256V141L252 138V139H250ZM121 139V138H120ZM128 139V138H127ZM146 140H148V141H146ZM211 141V140H210ZM214 141H216V140H214ZM255 141V142H254ZM261 141H263V140H261ZM113 142V141H112ZM120 142V141H119ZM150 143V145H154L155 146V149H154V152L152 151V155L149 157V153L147 154V156L149 157V159L151 160V158H152V161L150 162V167L148 168V164L146 163V161H145V157H144V155H142L141 153H140V146H146L145 144L146 143ZM246 142H248V144H246ZM251 142V143H250ZM152 143V144H151ZM194 143V144H193ZM250 143V144H249ZM112 144V143H111ZM137 144H138V146H137ZM142 144V145H141ZM163 144V145H162ZM257 145L255 146L256 147V149L254 148L253 150L256 152L257 151V149H258V147H259V150L261 149H264V147H263V144H264V142H262V144L261 143H256ZM189 145H191V146H189ZM205 145H208V149H209V151H211V153H213L214 154V156H215V160H213V159H210L209 157H208V153H207V151H206V146ZM250 145V146H251ZM262 145V147L260 148V146ZM108 146V145H107ZM240 146V145H239ZM238 146V147H239ZM249 146V147H250ZM252 146L250 147V149L252 148ZM140 147V148H139ZM240 147V149H239V152H240V150L242 151L240 154H241V156L244 154V150H242V148ZM236 149V148H235ZM130 150H131V148H130ZM165 150L167 151V152H165ZM253 150H252V152H253ZM258 150V151H259ZM114 151V150H113ZM149 152V151H148ZM171 152V153H170ZM198 152V151H197ZM200 152V151H199ZM254 152V153H255ZM259 152H261V153H264V150H263V152L262 151H259ZM243 153V154H242ZM247 153L249 154V152L247 151ZM246 152H245V154L243 155V156H245L246 158V160H244V158H243V160L244 161H247V158L249 159L248 160V162L249 161H251L250 159H251V157L247 154ZM251 153V152H250ZM254 153H251V155L252 154H254ZM257 153V155H255V156H257V157H259V155L261 154V153H259L258 154V152H256ZM192 154V153H191ZM190 154V155H191ZM247 154V155H246ZM189 155V156H190ZM224 155V154H223ZM264 155V154H263ZM262 155V157H261V155H260V158L262 159V160H260V162L261 161H263L264 160V156ZM239 156V155H238ZM255 156H252L253 158H255ZM98 157V156H97ZM111 157V156H110ZM257 157H256V159H257ZM116 158V157H115ZM190 158V159H189ZM202 158V157H201ZM226 158V157H225ZM242 158H240L238 161H243V160H241ZM252 158V159H253ZM259 158V159H260ZM182 159V161L184 160V165H182V166H176L177 164V160H181ZM189 160L188 162H186V160ZM233 159V158H232ZM253 159V160H255L254 162H258L259 161V159ZM223 160H224V158H223ZM226 160V159H225ZM237 160V159H236ZM235 160V161H236ZM237 161V162H238ZM242 162L243 163V165H246L247 163H245V162ZM48 162V161H47ZM228 162V161H227ZM254 162H252V163H250V164H253ZM107 163H109V161L107 162ZM131 163H133L132 161H131ZM180 164L182 163V162H179ZM259 163V162H258ZM262 163V162H261ZM261 163H259V164H257V163H254V164H257L256 166L258 167H260V165L262 166V164ZM224 164H226V163H224ZM231 164V163H230ZM254 164L252 165L253 167H254ZM45 165V164H44ZM111 165V164H110ZM220 167H219V166ZM239 165V164H238ZM241 165V164H240ZM239 165V167L240 168H242V173L240 172V171H237V172H240L241 174H243L244 172L246 173V176H245V173H244V176H243V178L244 177H248L249 175H248V173H247V170H248V168H249V170L248 171H251V169L250 168H253V167H251V166H249L248 164H247V166H245V169H247L246 171H245V169H244V166L243 165H241L240 166ZM219 167V169H218V167ZM249 166V167H248ZM216 167V168H215ZM239 167H237L238 169L237 170H240L239 169ZM247 167V168H246ZM257 167H254V168H256L257 169V172H258V174H257V176H258V181L256 182V183H254L255 181H252L251 179L249 180V181H251L250 183H252V184H248L246 187H245V185L246 184H244V189H242V191H239V190H241V189H237L236 190V188L233 186L232 187V185H231V190L235 193V191L234 190H236L237 192L239 191V192H242L241 194L242 195H240V194H238L239 196H243V197H239V196H236L237 195V193H236V195L233 193V192H231L232 194H234V195H232V194H229V196H225V195H223L225 192H223V194H222V192L221 191H217V193H218V195L219 194H222V196L223 197H227V200L224 198V200H225V202H223L222 203V201L221 200H219L218 198H219V196H221V195H217V197H216V195H213L214 194V191H213V194H211V197H212V195H213V198L215 197V199H218V200H215V199H213L215 202H214V204H213V200H209L208 202H209V204H210V206H209V208H208V210L210 209V212H209V216H206V215H208V214H206V212L208 213V211L206 210L204 213H202L201 211H204V210H199L200 208H197L196 209V207L194 206V208H193V205L191 204V208H188V209H192V211L190 212V213H192L193 211L196 213V215L194 214V212H193V216L191 215L190 216V213H188L189 214V216H188V218H187V214L184 216V217H186L188 220L186 221V219L185 220H183V225H181L182 227L184 226V221H185V224L186 223H188V225L186 224V227L187 228H185V226H184V229L181 227V228H179L180 230H181V232L179 231V230H177L178 232H179V234L177 233V231L175 232V233H177L176 234V236H171V234H170V232H168L167 231V228L165 229L166 231H167V234L166 233H164V235H166L165 237H164V235H162L163 236V238H162V236L160 237V242H157L156 241V243H155V241H154V243H155V245H154V243L153 242H150V243H148L149 244V247H151V248H149V250H145L144 249V246H143V244L144 243H142L143 242V240L142 239H144V238H142V236H141V243H139V244H137L136 245V247H135V249H133L134 250V252L136 253V249L138 248V250L137 251H139V249H140V247L139 246H141V249H144L145 251H147V252H144L143 250V252L141 251V249H140V251L138 252V254L137 255H135V253L133 252V250H132V253L134 254L133 256H137V259H138V257L139 256H141V257H139V259H141L142 257H145V256H147L148 258L150 257V255L152 254H154L153 252H156L157 254H159L160 256H157V255H154V256H156V257H158V260H160V261H162L161 263L162 264H167V263H172V264H197V262H195V263H193V262H190L189 260H191V259H195V257H196V259L197 258H199V260L200 259H202V257H197V256H199V255H201V256H203L204 254L205 255H209V257L211 256L212 257V260H214V261H212L211 260V258H209L211 261L210 262H208V264H217V262L215 263V260L217 261V259H218V262H219V264H224L226 261L224 260L225 259V256L226 255H228L229 254V252L226 254L225 253V249H226V252L228 251L227 249H228V244H227V248L225 247V248H223V245H224V243H226V241H228V239L229 238H232V240L234 239L233 238V236L232 235H234L235 234V230H239L240 228H242V224H243V222H242V224L240 223L241 221H247V220H249V219H254V218H256L257 219V217L256 216H258V215H260V213H261V211L263 210L264 211V165L262 166V168H260L259 170H258V168ZM236 168V167H235ZM148 169H150L151 171L149 172V175H148V173H147V170ZM256 169H255V171H256ZM222 170V169H221ZM221 170H219L220 172H221ZM234 170V169H233ZM243 170H244V172H243ZM121 171V170H120ZM107 172V171H106ZM216 173V174H217ZM233 173V172H232ZM203 174V173H202ZM204 174H205V172H204ZM132 175V174H131ZM211 175V176H212ZM215 175V174H214ZM239 173H238V177H239ZM248 175V176H247ZM135 176H133L134 178H135ZM250 176H251V174H250ZM249 176V177H250ZM253 177H254V175H252ZM105 177V176H104ZM136 177V178H137ZM226 177V176H225ZM253 177H252V179H253ZM227 178H229V176L227 177ZM240 179H242L241 177H239ZM111 179V178H110ZM224 179H226V178H224ZM249 179V178H248ZM54 180V179H53ZM138 180V179H137ZM235 180V179H234ZM237 180V179H236ZM253 180H255V179H253ZM207 181V180H206ZM230 181V180H229ZM240 181V180H239ZM246 181V179L244 180V182ZM248 181V180H247ZM249 181H248V183H249ZM235 182L236 181H234V182H232L233 184H235ZM243 182V181H242ZM242 182H239V183H242ZM243 182V183H244ZM110 183V182H109ZM151 183L153 184L154 183V185H155V187H156V189H155V191L153 192V191H151L152 189H151V187H150V185H151ZM184 183V184H183ZM238 183V182H237ZM247 183V182H246ZM208 184V183H207ZM105 185V184H104ZM210 185V184H209ZM217 185V184H216ZM241 186H243L242 184H240ZM240 185H238V187L240 186ZM139 186V187H138ZM240 186V187H241ZM14 187V186H13ZM114 187V186H113ZM226 187V186H225ZM106 188V187H105ZM111 188H112V186H111ZM119 188V187H118ZM181 188V187H180ZM232 188H234V189H232ZM69 189V188H68ZM115 189V188H114ZM114 189L112 188L111 190H110V192L112 193V190L114 191ZM227 189V188H226ZM229 189H230V187H229ZM3 190V189H2ZM228 190V189H227ZM230 190V191H231ZM126 191V190H125ZM200 191V190H199ZM215 191V192H216ZM230 191H228L229 193H230ZM259 191V192H258ZM190 192V191H189ZM221 192V193H220ZM193 193V192H192ZM227 193V192H226ZM225 193V194H226ZM107 194V193H106ZM129 194H128V196H129ZM228 194V193H227ZM112 195V194H111ZM127 195V194H126ZM230 195H231V197H230ZM105 196V195H104ZM222 196L220 197L221 199H222ZM111 197V196H110ZM191 197V196H190ZM229 197V198H228ZM130 198V197H129ZM124 199V198H123ZM202 199H204V198H202ZM110 200V202H111V205L110 206H112L111 207V213L110 212H107V213H109L108 215H107V213H105V219H106V217H107V219L109 218H112V219H114V221H116V224H114V225H118L119 227H118V229H116V230H119L118 232H120L121 230H122V233L124 234V229L128 226L127 225V223H122L121 221H120V219H127V217L128 216H123L122 214L123 213H125L126 211L128 212L126 215H129V217H130V214H129V212H130V210H129V206L128 205H126L125 207H126V209H125V207H124V209L126 210H124L123 208H121V206L122 205H117L116 203H115V200H114V198H110L109 199ZM66 201V200H65ZM221 203H220V202ZM137 202V203H136ZM150 202V201H149ZM197 202V201H196ZM218 202V203H217ZM200 203V202H199ZM205 203V202H204ZM220 203V204H219ZM217 205V206H216ZM88 206V205H87ZM120 206V207H119ZM173 206V205H172ZM171 206V207H172ZM205 206V205H204ZM123 207V206H122ZM174 207V206H173ZM187 207V206H186ZM213 207H215V208H213ZM2 208V207H1ZM145 208V207H144ZM182 208V207H181ZM212 208H213V210H212ZM43 209V208H42ZM122 209L125 211V212H123L122 211ZM13 210V209H12ZM179 210V209H178ZM187 209H185V211L184 212H189V211H186ZM182 211V210H181ZM197 211H199V213L197 212ZM262 211V212H263ZM123 212V213H122ZM201 213V214H200ZM259 213V214H258ZM33 214V213H32ZM145 214V213H144ZM166 214V213H165ZM205 216H204V215ZM139 215V214H138ZM200 215V216H199ZM201 215H202V217L203 218H205L204 219V221L202 220L203 218L201 217ZM82 217V216H81ZM208 217V218H207ZM67 218V217H66ZM132 217H130V218H128L127 220H129V222H130V224H131V228H129V226H128V228H126L125 230H128L129 229V231H131L132 233L131 234H134V230L135 229H138L140 226V224H141V221H139V220H133V219H131ZM173 218V217H172ZM176 218V217H175ZM259 218V217H258ZM10 219V218H9ZM61 219V218H60ZM106 219V220H107ZM112 219H111V221H112ZM147 219V220H148ZM155 219V218H154ZM177 219V220H176ZM176 219H174L175 220V222H170V223H174V226H175V224H176V222L177 223H181V218L179 217V219L178 218H176ZM181 219V220H180ZM157 220H159V219H157ZM190 220V221H189ZM98 221H99V219H98ZM124 221H126V220H124ZM257 221V220H256ZM40 222V221H39ZM80 222V221H79ZM97 222V221H96ZM113 222V221H112ZM121 222V224H119ZM128 222V221H127ZM254 222V221H253ZM253 222H248V224H247V229H248V232H250L252 229H254V231H255V229H258V228H251V227H249L248 228V225L249 224H253ZM263 222V221H262ZM255 223V222H254ZM9 224V223H8ZM15 224V223H14ZM75 224V223H74ZM94 224H96V226H97V223H94ZM113 224V223H112ZM124 226H126V227H124ZM239 224H241V227H240V225ZM246 224L244 225V226H246ZM256 224V223H255ZM258 224V225H257ZM256 225H257V227L260 225L259 224V222L257 223ZM262 224V223H261ZM264 224V223H263ZM90 225V224H89ZM134 225V226H133ZM151 227L152 228H154V225L151 223ZM171 225V224H170ZM170 225H167L168 227L170 226ZM6 226V225H5ZM70 226V225H69ZM179 226V225H178ZM244 226H243V228H244ZM250 226V225H249ZM253 226H255L254 224H253ZM6 227H8V226H6ZM5 227V228H6ZM95 227V226H94ZM133 227H135V229L133 228ZM160 227V226H159ZM171 227V226H170ZM240 227V228H239ZM264 227V226H263ZM89 228V227H88ZM115 228H117V227H115ZM236 228V229H235ZM237 228H239V229H237ZM4 229V228H3ZM10 229V228H9ZM57 229V228H56ZM71 229V228H70ZM131 229V230H130ZM155 229V228H154ZM183 229V230H182ZM247 229L245 228V230H246V232H247ZM261 229H263V228H261ZM115 230V231H116ZM241 230H244V229H241ZM241 230H239V233L241 232V233H244L245 231H241ZM250 230V231H249ZM39 231V230H38ZM58 231V230H57ZM56 231V232H57ZM60 231V230H59ZM88 230H85L84 232L86 233ZM113 231V230H112ZM165 231V232H166ZM10 232V231H9ZM53 232V231H52ZM56 232H54V233H52V235H50V236H52V237H54V235H55V238H58L59 239V236L60 235H58V237H56V235L57 234H55ZM89 232V231H88ZM87 232V233H88ZM150 232V231H149ZM264 232V231H263ZM29 233V232H28ZM58 233H60V232H58ZM78 233H79V231H78ZM121 233V232H120ZM119 233V234H120ZM155 233V232H154ZM237 233V232H236ZM240 233V234H241ZM252 233H253V231L251 232V233H249V234H251V237H252ZM49 234H51V233H49ZM65 234V233H64ZM69 234V233H68ZM139 234H140V232H139ZM143 234V233H142ZM146 234H148V233H146ZM240 234L238 235V233L236 234V235H238V237L240 236ZM248 233L246 234H242V236H240L241 238L242 237H244L245 239H244V241L240 238V240H242V241H240L239 240V242H245L246 240H247V242L249 241V242H251V240H249L251 237H250V235H249ZM254 234V233H253ZM150 235V234H149ZM245 235H247V236H249L250 238H247V237H245ZM81 236V235H80ZM122 236V235H121ZM126 236V235H125ZM147 236V235H146ZM145 236V237H146ZM235 236V235H234ZM15 237V236H14ZM40 237V236H39ZM67 237H68V235H67ZM103 237V236H102ZM29 238V237H28ZM54 238V239H55ZM140 238V237H139ZM138 238V239H139ZM4 239V238H3ZM53 239V238H52ZM52 239H50L49 238V242H48V244L47 243H45L47 246H45V244H44V251L45 252H47L46 250H50L49 252L51 253V250H53L54 249V251L51 253V255H50V258H48L49 260H48V264H50V262L49 261H56V260H58L59 258L62 260V258L64 257L65 258V256H60V254H58L57 252H56V254H55V247H56V251L58 250L59 251V249H57V246H60L59 245V242H57V240L55 241L54 239L52 240ZM76 239V238H75ZM74 239V240H75ZM116 239H119V238H116ZM116 239H113V240H116ZM122 238H120L119 240L120 241H122V240H124V239H122ZM201 239H203V240H201ZM10 240H11V238H10ZM50 240H52L51 242H50ZM104 240V239H103ZM112 240V239H111ZM112 240V241H113ZM232 240H231V242H232ZM236 240V239H235ZM255 240V239H254ZM262 240V239H261ZM4 241H7V240H5L4 239ZM78 241V240H77ZM106 241H108V240H106ZM106 241H104V244L106 243H108V242H106ZM111 241V242H112ZM117 241V240H116ZM116 241H114V242H112V245H114V247H116V246H118L117 244H116ZM159 241V240H158ZM200 241H204L206 244H208L207 245V250H206V248H204L206 245H203V243L204 242H201V247H203L204 248V251L206 250V252H203V251H201V249H203V248H201L200 249V251H199V249L198 250H194L196 247L197 248H199L198 246L200 245L199 244V242ZM236 241H238V239L236 240ZM257 241V240H256ZM264 241V240H263ZM110 242V243H111ZM118 242V241H117ZM249 242H248V244H249ZM8 243V242H7ZM12 243V246H13V242H11ZM11 243H9L8 245H9V247L11 246ZM115 243V244H114ZM132 243V242H131ZM152 243V244H151ZM246 243V242H245ZM244 243V244H245ZM61 244V243H60ZM119 244H121V243H119ZM133 244V243H132ZM141 244V245H140ZM14 245H15V247H17V243H15L14 242ZM66 244H63V246H61L62 248H60V249H62V250H64L63 248H67L66 246H65ZM76 245V244H75ZM87 245V244H86ZM108 245V244H107ZM116 245V246H115ZM122 245V244H121ZM139 245V246H138ZM154 245V246H153ZM203 245V246H202ZM252 245H255V244H252ZM19 246H21V245H18V249L17 248H14V246H13V248L14 249H12V247H10V249L12 250V252L14 251H16L15 252V255L16 256H14V257H18V255L17 254H20L19 255V259H17V258H15L16 260H19L18 262H20V260H21V263L23 264V261L22 260H24V259H22L23 257H27L28 256V259H35V258H31V257H33V256H31V254H29L28 255V253H27V255L26 254H21V252H24L25 250H23L24 248H21V247H23V246H21V247H19ZM70 246V245H69ZM138 246V247H137ZM143 246V247H142ZM189 246V250H192L193 249V251H192V254H191V256H189L188 254L191 252H189V253H187L185 250H187V247ZM196 246V247H195ZM230 246V245H229ZM232 246L233 245H231L229 248L231 249H229L230 250V252L234 249V247L232 248ZM235 246V245H234ZM249 246H250V244H249ZM83 247V246H82ZM86 247V246H85ZM85 247H83V248H81V247H79L80 249H83L84 250V248ZM105 247H106V245H103V247H102V249H99V250H97L96 248H94L93 249V251H95V249L97 250V252L95 251V253L94 252H92V249H90V250H88V251H91L92 252V256L93 257H91V254H90V252H88L87 251V248H85V250H86V252L84 253V252H82L84 255H85V257H84V255L82 254V253H80L81 251H83V250H79L78 251V247H77V249H76V247H75V249H76V251H75V249H74V247H72V246H70L69 248V250L68 251H70L71 250V252H69L70 254H68V251H67V254L69 255V258H67L68 257V255L67 254H65L66 253V250H64L65 251V255L67 256L66 258L67 259H69L68 260V262L69 261H71V263L72 264H78L77 262H79V260L82 262H80L79 264H91V263H93V261H91L92 260V258H93V260H94V264H95V261H96V259L98 260L97 262H96V264H100V263H102V264H105V262H108V263H106V264H126V261L125 260H123L122 262H120L121 261V255L119 256V258L118 259H115V258H108V259H105L104 261L100 258V256H102V254L104 255V254H106V252H104V251H106L105 250ZM119 247V246H118ZM147 247V246H146ZM195 247V248H194ZM235 247H237V245L235 246ZM238 247H240V246H238ZM73 248V249H72ZM104 248V249H103ZM132 248V247H131ZM106 249H107V247H106ZM115 249V248H114ZM236 249V248H235ZM235 249L233 250L234 252H235ZM240 251H236V253H231V254H234L235 256H238L239 257V253H241V254H243L244 253V251L243 250H241V248H238ZM238 249H236V250H238ZM3 250V249H2ZM84 250V251H85ZM188 250V251H189ZM253 250V249H252ZM73 251H75L76 253H77V251H78V253L79 254H76L75 252H73ZM115 251V250H114ZM14 252H13V254H14ZM36 252V251H35ZM223 252L226 254V255H224L223 257H224V259H223V257H222V261H224L223 263L221 262L220 263V260H219V258H218V255L220 256V255H222L223 254ZM243 252V253H242ZM251 252V251H250ZM41 253V252H40ZM49 253V254H50ZM54 253V254H53ZM76 254V255H72V254ZM86 253H88V254H86ZM102 253V254H101ZM146 253V254H145ZM204 253V254H203ZM53 254V255H52ZM94 254H96V255H94ZM129 254V253H128ZM150 254V255H149ZM80 255V259H78V256ZM82 255H83V257H82ZM88 255V257H86ZM99 257H98V256ZM119 255V254H118ZM151 255V256H152ZM246 255H249V254H246ZM10 256V255H9ZM31 256V257H30ZM54 256L56 257V258H54ZM60 256V257H59ZM109 256V255H108ZM234 256V257H235ZM21 257V258H20ZM59 257V258H58ZM98 257V258H97ZM105 257V256H104ZM103 257V258H104ZM114 257V256H113ZM131 257V256H130ZM147 257H145L146 258V262H147V260H149L150 261V263H148V264H151V263H156V262H158V260L157 259H155L153 262H152V260H151V258H155V257H150V259H147ZM217 257V259H215ZM241 257V256H240ZM242 257H243V255H242ZM251 257V256H250ZM255 257V256H254ZM257 257H258V255H257ZM262 257H264V256H262ZM53 258V259H52ZM63 259V260H65V261H58V262H56L57 264L60 262L61 264H63V262L66 264L67 262H66V260L67 259ZM77 258V259H76ZM82 258V259H81ZM85 258V259H84ZM90 258V259H89ZM96 258V259H95ZM129 258V257H128ZM214 258V259H213ZM221 258V257H220ZM229 258V257H228ZM14 259V258H13ZM13 259H11V262H13ZM14 259V260H15ZM28 259H25L24 260V262L26 263V261L28 260ZM50 259H52V260H50ZM109 259H112V260H110L109 261ZM134 259V258H133ZM236 259V258H235ZM241 259H243V258H241ZM249 259V258H248ZM258 259V258H257ZM261 259V258H260ZM38 259H35V261L34 260H32V261H34V262H36ZM42 260V259H41ZM41 260H38L39 262L38 263H41L42 261ZM78 260V261H77ZM108 260V261H107ZM144 260V259H143ZM238 260H240V259H238ZM259 260V259H258ZM30 260H28L27 261V264H28V262H29ZM41 261V262H40ZM89 261H91V262H89ZM100 261V262H99ZM131 261V260H130ZM130 261H127V263L128 264H130L131 262ZM202 261H203V259H202ZM205 262L206 261H208V260H204ZM248 261V260H247ZM250 261V260H249ZM254 261V260H253ZM15 262V261H14ZM32 263V264H35V263ZM228 262V261H227ZM246 262V261H245ZM259 262V261H258ZM262 262V261H261ZM260 262V263H261ZM30 263V262H29ZM43 263H45L46 264V262L44 261V262H42L41 264H43ZM138 263V262H137ZM137 263H135V264H137ZM229 263V262H228ZM237 263V262H236ZM235 263V264H236ZM248 263V262H247ZM263 263H264V261H263ZM12 264V263H11ZM18 264H20V263H18ZM37 264V263H36ZM51 264H53L52 262H51ZM132 264H133V262H132ZM138 264H140V263H138ZM143 264V263H142ZM144 264H145V262H144ZM158 264H160L159 262H158ZM206 264V263H205ZM226 264V263H225ZM232 264V263H231ZM240 264V263H239ZM242 264H244V263H242Z\"/></svg>",
	"mask_w": 264,
	"mask_h": 264
}]
</instances>
